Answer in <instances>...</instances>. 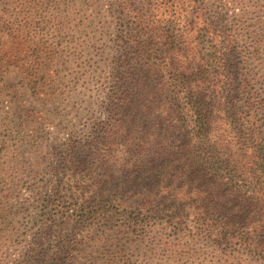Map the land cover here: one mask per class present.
<instances>
[{
	"label": "trees",
	"instance_id": "16d2710c",
	"mask_svg": "<svg viewBox=\"0 0 264 264\" xmlns=\"http://www.w3.org/2000/svg\"><path fill=\"white\" fill-rule=\"evenodd\" d=\"M84 1L107 19L102 119L54 149L15 264H108L124 234L164 238L155 264L174 261L168 242L264 264V0Z\"/></svg>",
	"mask_w": 264,
	"mask_h": 264
},
{
	"label": "rangeland",
	"instance_id": "374dc122",
	"mask_svg": "<svg viewBox=\"0 0 264 264\" xmlns=\"http://www.w3.org/2000/svg\"><path fill=\"white\" fill-rule=\"evenodd\" d=\"M101 14L84 0H0V264L21 260L37 230L42 197L51 195L60 164L54 149L102 119L108 43ZM75 234L77 242L92 243L102 228L80 226ZM124 235L131 245L109 247L108 264H155L166 243ZM168 243L171 264H220L210 247Z\"/></svg>",
	"mask_w": 264,
	"mask_h": 264
}]
</instances>
